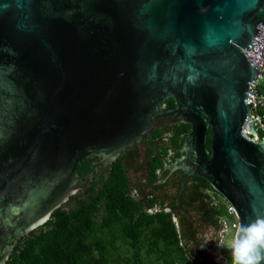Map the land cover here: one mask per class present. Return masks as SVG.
Masks as SVG:
<instances>
[{
    "label": "water",
    "instance_id": "water-1",
    "mask_svg": "<svg viewBox=\"0 0 264 264\" xmlns=\"http://www.w3.org/2000/svg\"><path fill=\"white\" fill-rule=\"evenodd\" d=\"M263 30L264 0H0V264L81 188L84 160L107 171L161 125L191 126L168 167L188 221L191 175L240 226L264 218V139L245 135Z\"/></svg>",
    "mask_w": 264,
    "mask_h": 264
},
{
    "label": "trees",
    "instance_id": "trees-1",
    "mask_svg": "<svg viewBox=\"0 0 264 264\" xmlns=\"http://www.w3.org/2000/svg\"><path fill=\"white\" fill-rule=\"evenodd\" d=\"M167 107L174 108V101L169 100ZM189 131V125L174 127L169 138L171 146L180 148ZM163 133L164 129H158L152 134L159 138ZM260 139H264L263 133ZM211 144L209 131L208 151ZM96 161V156L84 160L79 175L86 180ZM153 164V178L148 185L160 179V159L156 157ZM102 171L101 177L94 174L92 181L84 185L85 190L71 195L46 223L22 236L5 264H232L231 255L224 261L210 255L218 246L223 222L228 224L234 216L207 180L197 176L188 186L198 202V223L193 228L199 229L189 231L191 226L183 215L175 219L172 211H144L143 195L133 194L122 157L110 165L106 174ZM211 229L218 236L211 235L208 240L206 234Z\"/></svg>",
    "mask_w": 264,
    "mask_h": 264
},
{
    "label": "flooded vegetation",
    "instance_id": "flooded-vegetation-1",
    "mask_svg": "<svg viewBox=\"0 0 264 264\" xmlns=\"http://www.w3.org/2000/svg\"><path fill=\"white\" fill-rule=\"evenodd\" d=\"M168 101L169 100L166 101L165 111L175 110L176 104L174 108L169 109L167 107ZM176 126L177 125H161L158 128L162 130L164 129V133L161 137H153V134H151V136L144 139L143 149H141L139 145L134 144L124 152H122V154L119 156L124 159L128 177L132 183V187L134 188L133 194L136 196H139V194L143 195L142 203L144 204V211L149 214H156L161 211H172L175 219L179 218L180 215L184 216L177 204V200L180 194L182 183L185 178V172L182 170H176L175 172L169 174L168 167L179 161L183 156H186V154L183 153L182 150L187 142L188 136L191 134V126L189 125L190 131L184 136L181 147L173 148L171 146L169 138L172 136V129ZM209 131L211 130L208 129L207 136ZM193 148L198 149L197 145H195ZM156 157H158L162 163V166L157 170V175L160 177V179L155 183H150V185H148L150 180L153 178V168L155 165L153 164V161ZM100 162L101 159L97 157V161L95 162L91 171L93 170L94 174H98V176L101 177L102 174H99L100 170L103 169L102 172H105L106 174L109 168L107 169V171H105L104 166L100 165ZM88 176L89 173L87 174L86 180L85 178H83V176L80 178L78 185L81 188L75 194L82 193V190H85L84 185L92 181L93 178L89 182H87ZM194 177L197 176H190L185 190L181 196V206L187 212L190 218L188 221L189 225L191 226L189 231H199V229L197 230L196 227L195 230L193 228V225L198 223V202L196 200H193L192 198L193 189L188 188ZM140 188L142 191L140 190ZM152 200H154V203H152ZM183 204L186 205L184 206L185 208L183 207ZM225 224H227V222H223V225ZM210 231L212 235L218 236V234L214 232L215 230L211 229ZM220 241L221 238L219 240V244Z\"/></svg>",
    "mask_w": 264,
    "mask_h": 264
},
{
    "label": "clouds",
    "instance_id": "clouds-1",
    "mask_svg": "<svg viewBox=\"0 0 264 264\" xmlns=\"http://www.w3.org/2000/svg\"><path fill=\"white\" fill-rule=\"evenodd\" d=\"M227 231L225 224L219 233L221 241ZM230 252L232 264H264V218L242 224L232 241Z\"/></svg>",
    "mask_w": 264,
    "mask_h": 264
},
{
    "label": "built area",
    "instance_id": "built-area-1",
    "mask_svg": "<svg viewBox=\"0 0 264 264\" xmlns=\"http://www.w3.org/2000/svg\"><path fill=\"white\" fill-rule=\"evenodd\" d=\"M263 32H264V30H263ZM261 56H262V58L257 57L256 60H257V63L259 64L260 73H263L264 72V44H263V49L261 50ZM262 78H263L262 75H259L257 77L256 81L253 84H251V87L249 90V98L247 100V104L250 106L252 121L254 124V129H255L256 135H253V134L249 133L248 131H245V135L250 137L251 139H254L255 141H260L259 139H260L261 133L264 134V114L262 113V111H264V94L261 93L258 89L259 81ZM227 209L229 211V214L235 217L236 221L230 225L229 224H226V225L228 228L231 227L234 231H236V234H237V231L240 227L239 220H238L236 213L232 207H230L228 205ZM225 237L226 236H223V238H225ZM222 241H223V239H222ZM222 241H220V245H221Z\"/></svg>",
    "mask_w": 264,
    "mask_h": 264
},
{
    "label": "rangeland",
    "instance_id": "rangeland-1",
    "mask_svg": "<svg viewBox=\"0 0 264 264\" xmlns=\"http://www.w3.org/2000/svg\"><path fill=\"white\" fill-rule=\"evenodd\" d=\"M258 89H259L260 92H262L264 94V78L260 79ZM235 221H236V219L234 217L231 222L233 223ZM231 222H228V224L230 225ZM211 235H212V233L208 232L206 234V238L208 240H210L211 239ZM235 235H236V231H234L231 227H229L228 231L224 234V236H226V237L223 238V241L221 242V245L219 246V244H218V246L216 248H213L211 250L210 255L211 256L214 255L216 261H224V259L227 257V255H231L230 250H231L232 241L235 238ZM202 237H203V235L200 234L199 238H202Z\"/></svg>",
    "mask_w": 264,
    "mask_h": 264
},
{
    "label": "bare ground",
    "instance_id": "bare-ground-1",
    "mask_svg": "<svg viewBox=\"0 0 264 264\" xmlns=\"http://www.w3.org/2000/svg\"><path fill=\"white\" fill-rule=\"evenodd\" d=\"M196 151V150H195Z\"/></svg>",
    "mask_w": 264,
    "mask_h": 264
}]
</instances>
